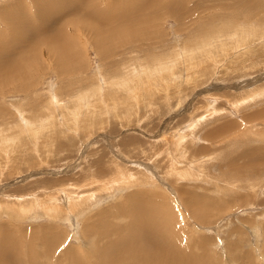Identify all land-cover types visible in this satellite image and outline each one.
Segmentation results:
<instances>
[{
	"label": "rangeland",
	"instance_id": "rangeland-1",
	"mask_svg": "<svg viewBox=\"0 0 264 264\" xmlns=\"http://www.w3.org/2000/svg\"><path fill=\"white\" fill-rule=\"evenodd\" d=\"M249 1L185 0V20L159 11L145 38L108 48L63 24L59 53L11 39L57 0H0V60L15 54L0 74V236L25 239L32 264H264V0ZM190 45L171 70L133 71ZM139 212L159 216L172 262L119 242Z\"/></svg>",
	"mask_w": 264,
	"mask_h": 264
},
{
	"label": "bare ground",
	"instance_id": "bare-ground-1",
	"mask_svg": "<svg viewBox=\"0 0 264 264\" xmlns=\"http://www.w3.org/2000/svg\"><path fill=\"white\" fill-rule=\"evenodd\" d=\"M57 1H58V3H57L56 8H55L56 11L54 12L53 15H51L50 18H47L48 16L47 17H43L41 22H40V24H39V27H37L36 29H33V28L29 29V26L25 27L26 29L22 33L21 39L19 38L20 37L19 35H18L19 37H17V35L14 34L13 38H11L12 39V44L14 46H16V47L18 46L20 48V46H26L25 44L33 45V44H36V43L38 44L39 42H41L43 44H47V43L50 44L51 43L52 48L54 49L53 51L55 52V50H56L57 52L60 53V49H61L60 47H66V46H69V45H71L73 43L71 35H67V34L66 35H64V34L62 35V32L64 31V27L62 25L63 24H67L72 29L76 25H77V27H82L81 30H84L83 33H85L87 35V39H88V37H91L92 41H90V42H91L92 46L96 47L97 49L100 46H102V45H107L106 47L108 48V45H110L112 47L113 45H115V43L122 42V36L125 37L127 40L130 39V40H132L134 42H136V41H138V40H140L142 38H145V35H146L145 32L152 31V29L156 28V24L153 22L154 21V17L152 16V14L158 13L159 11H165V12L169 11V14L167 12V15H170L171 17L175 18L179 22L181 21V19L183 20L185 18V16H186L184 14L183 15L181 14L183 7L186 5L184 3L185 0H140L141 1V6H138V4L136 5V3L139 0H57ZM27 2H28V0H27ZM38 2H40V1H38ZM238 2H240V1H238ZM248 2H250V1L248 0ZM40 3H42V2H40ZM63 3H67L68 5L67 6H63L62 5ZM239 5L241 6V4H239ZM153 10L155 12H152ZM51 11H53V10H51ZM39 12H41V11L39 10ZM189 13H190L189 11L186 12V14H189ZM36 14H38V13H36ZM15 17H16V15L14 16V18ZM10 18H12V17H10ZM4 20H6V19H4ZM9 20H11V19H9ZM16 21H18L17 18H16ZM4 23H3V25H4ZM16 23L20 24L21 22H16ZM31 23H33V22H31ZM11 24H9V25L11 26ZM23 25L24 24H21V26H19V28L22 27ZM10 26H9V28H10ZM7 27H8V25H7ZM15 27H16V25H15ZM211 27H208V28L210 29ZM222 27L227 29V25H225V24H223ZM67 30L69 31V29H67ZM133 32H136L137 34H133ZM252 32L255 33V30H253ZM15 33H17V32L15 31ZM47 33H48L49 36H46ZM68 33H70V32H68ZM9 37L10 36H8V38ZM229 38H231V37H229ZM229 38H228V40H229ZM6 41H9V40L6 39ZM1 45H2V47H6L7 44H5V45L1 44ZM45 46H47V45H45ZM183 46H180V47H183ZM33 47H31V48L33 49ZM196 47L197 46L192 47L191 45L188 47V49L183 47V48L180 49V51L176 52L173 57H169L166 60H160V61L156 62L155 66H153L152 64L151 65L145 64L144 66H142L143 69H141V66L139 65V68L138 67H134L133 71L137 72L138 75H140V76H144L145 75V76L151 77L152 75L158 74V73H160L163 70H168L170 68H173V66H175L177 63H179V59L188 57V53L190 54V53L194 52L196 50ZM7 48H9V47L7 46L5 50H7L8 53H9L10 49H7ZM50 48H51V46H50ZM190 48H192V49H190ZM15 50H17V49H15ZM36 52H37V50H36ZM17 53L18 52H16V54ZM109 53H110V51H109ZM4 54H5V52H4ZM4 54H3V57H4ZM10 55H12V57H14L15 54L14 55L10 54ZM10 55H9V57L7 56V59L10 58ZM52 55H53V52H52ZM194 58L195 57L192 55V57L190 58V61L193 60ZM2 59L0 60V74L5 73V74H2V75H6V74H8L7 71L10 70L9 67H12V64L15 65L14 62H13L15 59L13 61L10 60V59L8 60V62L9 61L13 62L11 64V66L9 65L10 63L7 62V59H5V57L2 58ZM78 61H79V59H78ZM16 73H17V71H16ZM170 73H171V71H170ZM164 74L167 75L169 73H167V74L164 73ZM133 79H136V77L134 76ZM110 84H112V81L110 82ZM122 86L126 87V83L124 81L122 82ZM97 92L98 93L100 92V90L98 88L95 89L94 93L96 94ZM256 94H258V92H256ZM248 98H249V96H248ZM83 99H86V98H83ZM242 101H245V100H242ZM239 104H242V103L240 102ZM193 125L194 124H192V126ZM142 197H143V194L140 195V196L135 197L134 199L135 200H139ZM146 205H147V203H146ZM146 205L143 204V203L142 204L140 203L138 206H135V209L136 208H141L142 206H144L145 208L150 210L151 208L148 207L150 205L149 204H148V206H146ZM51 212H52V209H51ZM151 213L152 214L155 213L153 220L149 219L145 214L139 212L138 215H137L134 227H132L130 229H126V230L120 229V231H123V232H119V235H118L119 236V242L121 243V245L123 243L127 242V244H130V245H133V244L137 245L138 244V245L141 246L140 248H136V249H133V250L129 251L130 255H131V253H132V255H134L133 253H140L141 252V255L159 256V257H161L163 259H166L167 261L170 260L172 262V260L170 258L175 256V253H174L175 250L173 249L172 245H170L168 243V241H167L168 237L166 235L167 233L166 234L164 233V230H163V228L161 226H160V228H161L160 233L158 231V225H159L158 221H160L159 216L157 215L156 212H154V213L151 212ZM103 226L104 225H102V227ZM98 227H100V226H98ZM88 228H89L88 233L91 232V234H92V232H96L97 233V231L100 230V229L96 230L93 226H88ZM124 228H125V226H124ZM18 243H20L21 245H19ZM160 248H164L162 250V251L165 252L164 254H159L158 253L159 251H161ZM33 250L34 249H31L30 246L27 247L25 245V239H24V241H21V240L19 241V239H16L14 237L0 236V264H23V262H25L26 264H32V257L31 256H33V253H34ZM129 253H126V254L128 255ZM28 257H30L31 261L29 260ZM176 257H174V258H176ZM119 260L120 259H118V261ZM180 260H181V256H180ZM147 261H148V259H147ZM188 261H196V260H193L191 258ZM188 261L187 260H185V261L183 260V262H184L183 264H188ZM89 264H90V262H89Z\"/></svg>",
	"mask_w": 264,
	"mask_h": 264
}]
</instances>
